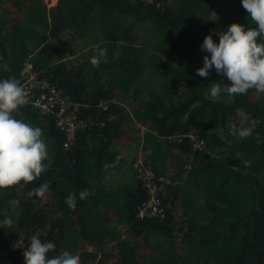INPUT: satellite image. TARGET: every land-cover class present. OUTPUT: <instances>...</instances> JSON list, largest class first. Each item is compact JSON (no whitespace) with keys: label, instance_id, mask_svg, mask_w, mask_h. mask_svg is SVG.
I'll return each mask as SVG.
<instances>
[{"label":"trees","instance_id":"trees-1","mask_svg":"<svg viewBox=\"0 0 264 264\" xmlns=\"http://www.w3.org/2000/svg\"><path fill=\"white\" fill-rule=\"evenodd\" d=\"M232 1L236 7L214 16L220 0H0V80H21L27 62L85 122L65 149L53 114L31 105L14 113L42 129L49 158L33 182L0 189V221H13L0 225V245L13 264L24 263L33 235L55 244L50 257L68 250L80 264H264V95L222 93L214 103L204 98L207 87L230 82L214 68L207 78L196 74L210 56L205 36L218 43L215 33L232 23L255 27L241 0ZM99 49L106 62L93 66ZM230 125L252 134L241 139ZM142 127L143 164L169 180L162 217H137L147 192L134 166L129 180L102 183L116 145L141 138ZM46 182L43 198L28 196ZM83 189L89 196L81 200ZM72 192L75 210L65 203Z\"/></svg>","mask_w":264,"mask_h":264},{"label":"clouds","instance_id":"clouds-1","mask_svg":"<svg viewBox=\"0 0 264 264\" xmlns=\"http://www.w3.org/2000/svg\"><path fill=\"white\" fill-rule=\"evenodd\" d=\"M241 4L255 27L245 28L232 23L226 31L215 33L219 36L218 43L210 33L201 45L202 51L210 56L203 57V66L196 70V74L207 78L214 68L218 75L230 82H213L207 87L204 98L214 103L220 102L222 93L228 96L244 95L249 90L264 93V42H259V38L264 37V0H241ZM106 58L107 49H99L90 63L98 66L102 61L106 62ZM29 68L26 62L23 71L27 72ZM27 103L28 92L19 79L0 80V189L23 187L40 177L47 168L45 161L49 154L42 129L14 115ZM229 131L241 139L252 134L251 128H237L235 125H230ZM245 166H248L247 162ZM50 187V183H43L31 189L28 196L43 198ZM76 196L72 192L65 198L71 210H75ZM88 196L87 189L79 192L81 200ZM12 224L11 218L0 221V225L11 227ZM29 239V246L23 252L24 264H80L79 256L68 250L62 249L58 255L50 257L48 254L56 249L52 242H42L37 235Z\"/></svg>","mask_w":264,"mask_h":264},{"label":"built area","instance_id":"built-area-1","mask_svg":"<svg viewBox=\"0 0 264 264\" xmlns=\"http://www.w3.org/2000/svg\"><path fill=\"white\" fill-rule=\"evenodd\" d=\"M24 77L20 80L21 86L28 92V103L40 113L53 114L56 126L63 135V148L70 147L76 137L77 131L85 125V122L75 117L68 108L72 102L67 96L47 80L40 79L32 70V65ZM11 79V78H10ZM102 108L107 106L106 101H101ZM169 140L180 142V137L168 136ZM203 142H194L192 147L201 148ZM133 166L140 172V181L146 189L147 196L137 207V217L140 219L150 217H162L164 215V205L160 195L163 193L165 185L169 182L166 176H157L148 165L134 163ZM0 264H13L7 249L0 245ZM24 264V263H23Z\"/></svg>","mask_w":264,"mask_h":264},{"label":"crops","instance_id":"crops-1","mask_svg":"<svg viewBox=\"0 0 264 264\" xmlns=\"http://www.w3.org/2000/svg\"><path fill=\"white\" fill-rule=\"evenodd\" d=\"M152 85L155 84L153 83L151 86ZM124 104L127 110L132 112L131 107H133V105H128V103ZM143 130H145L144 127H142L139 132L141 138H130L116 145V162L104 166L102 177H129L128 180L130 179V174L132 173L131 167L133 164L136 162L143 164V159L147 157V144L144 142L142 135Z\"/></svg>","mask_w":264,"mask_h":264},{"label":"rangeland","instance_id":"rangeland-1","mask_svg":"<svg viewBox=\"0 0 264 264\" xmlns=\"http://www.w3.org/2000/svg\"><path fill=\"white\" fill-rule=\"evenodd\" d=\"M45 3H47V6H51L53 5L56 0H43ZM220 7L213 10V14L212 15H224L226 12L230 11L231 9L234 8V6L236 7V2L232 1L230 3H226L225 0H220L219 4ZM138 32L140 33V31L138 30ZM83 48H86V47H83ZM81 51V50H80ZM81 52L79 53V50L77 52V54L74 55L73 59H80L81 60V56H80ZM79 61V60H78ZM152 80V79H151ZM155 82H158V81H155ZM148 83H154V81H148ZM156 85V84H155ZM143 87H146V86H143ZM254 93L256 95H261L264 93H257L255 90H253ZM242 114V113H240ZM241 123H244V119H241L240 120ZM129 177H102V183L108 187V188H113V186L115 185V183L117 182H121V181H126L128 180ZM104 248L105 249H112L114 248V244L113 243H104L103 244ZM81 247L82 248H88V250H91L92 249V246H90L89 244H85L84 242L81 244Z\"/></svg>","mask_w":264,"mask_h":264}]
</instances>
